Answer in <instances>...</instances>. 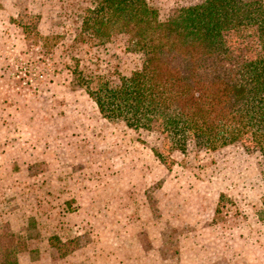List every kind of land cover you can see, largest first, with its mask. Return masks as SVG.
Returning <instances> with one entry per match:
<instances>
[{"label":"rangeland","instance_id":"obj_1","mask_svg":"<svg viewBox=\"0 0 264 264\" xmlns=\"http://www.w3.org/2000/svg\"><path fill=\"white\" fill-rule=\"evenodd\" d=\"M147 1L161 20L202 2ZM91 2L0 0V264H264L256 150L192 135L181 150L74 87L75 61L107 77L141 61L118 25L105 45L73 41ZM219 40L231 61H264V28Z\"/></svg>","mask_w":264,"mask_h":264},{"label":"trees","instance_id":"obj_2","mask_svg":"<svg viewBox=\"0 0 264 264\" xmlns=\"http://www.w3.org/2000/svg\"><path fill=\"white\" fill-rule=\"evenodd\" d=\"M113 25L127 50L141 55L139 66L128 76H88L75 61L72 71L74 87L85 90L104 119L157 129L181 150L185 135L208 149L241 142L264 164V61H231L219 40L222 33L263 29L261 1L202 0L161 20L147 0H92L73 41L87 48L105 45ZM261 203L264 212V197Z\"/></svg>","mask_w":264,"mask_h":264}]
</instances>
